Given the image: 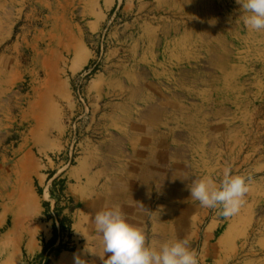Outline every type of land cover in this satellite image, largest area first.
<instances>
[{
  "label": "rangeland",
  "instance_id": "374dc122",
  "mask_svg": "<svg viewBox=\"0 0 264 264\" xmlns=\"http://www.w3.org/2000/svg\"><path fill=\"white\" fill-rule=\"evenodd\" d=\"M53 1L0 0V192L12 146L29 130L21 113L31 94L40 86L55 97L49 120L59 112L62 148L41 160L50 164L47 178L66 185L62 175L76 164L92 116L87 88L97 76H116L129 91L143 87L155 94L147 102L157 123L168 120L163 109L170 108L172 150L187 168L188 184L204 176L218 184L225 167L251 178L233 217L190 199L186 222L172 229L173 241L186 239L199 264H264V33L246 29L236 0H115L112 9L107 0H88L85 9L103 11L104 22L84 34L89 60L81 71L69 68L72 55L63 48H74V41L55 37L61 49L56 76L66 82L67 98L60 83L43 85L50 69L36 63L51 46L52 29L61 33L81 22L73 11L69 20L54 17ZM77 93L84 107L77 105ZM76 120V150L66 163L69 123Z\"/></svg>",
  "mask_w": 264,
  "mask_h": 264
},
{
  "label": "crops",
  "instance_id": "0c3cea01",
  "mask_svg": "<svg viewBox=\"0 0 264 264\" xmlns=\"http://www.w3.org/2000/svg\"><path fill=\"white\" fill-rule=\"evenodd\" d=\"M87 1H53L54 17L67 19L73 11L81 22L70 23L61 33L56 27L52 29L50 48L36 56L39 67L50 69L43 85L60 83L67 98V84L56 76L61 49L55 37L67 35L74 41V48H63L72 55L69 68L74 73L81 71L89 60L84 34H94L104 22L103 11L85 9ZM94 1L100 5V0ZM114 5L115 0H107V9ZM140 88L136 93L129 91L120 78L103 75L87 88L93 100L87 135L76 164L62 175L66 181L64 193L73 205L71 212L63 211L71 221L69 240L73 249L54 253L51 264H74L75 255L87 264H103L98 255L102 254V245L92 221L96 212L105 209L119 207L127 221L141 228L153 245L173 241V227L182 220L186 222L191 199L188 179H184L188 175L172 150L170 108L163 109L168 120L157 123L156 110L147 102L154 101L155 94ZM98 100L107 102L98 104ZM128 100L134 101L131 106ZM54 101L55 97L43 93L39 86L21 113V121L29 124V130L25 139L12 146L13 160L2 178L0 264H27L41 252L39 238L45 243L52 239V224L45 219L42 206L49 197L44 187L48 180L45 169L50 164L42 162L41 157L62 148L59 112L56 119L49 120L48 108H55ZM37 189L42 190L41 195ZM87 247L97 254L88 253ZM110 255L106 253L104 258Z\"/></svg>",
  "mask_w": 264,
  "mask_h": 264
},
{
  "label": "clouds",
  "instance_id": "9594fccd",
  "mask_svg": "<svg viewBox=\"0 0 264 264\" xmlns=\"http://www.w3.org/2000/svg\"><path fill=\"white\" fill-rule=\"evenodd\" d=\"M236 3L241 5L240 20L246 29L264 33V0H236ZM250 181V177L235 175L231 167H225L218 184L213 178L204 176L193 179L188 189L191 199L198 201L201 207H219L220 215L227 219L240 211L249 192ZM92 223L102 245V254L98 255L103 264H199L196 252L186 239L150 244L144 231L129 223L119 207L96 212ZM86 251L97 254L88 247ZM106 253L111 255L105 259ZM74 264L87 262L75 255Z\"/></svg>",
  "mask_w": 264,
  "mask_h": 264
},
{
  "label": "built area",
  "instance_id": "2783aa9c",
  "mask_svg": "<svg viewBox=\"0 0 264 264\" xmlns=\"http://www.w3.org/2000/svg\"><path fill=\"white\" fill-rule=\"evenodd\" d=\"M76 103L79 107H84V101L82 96L77 93L76 97ZM78 120V119H77ZM77 120L69 123V129L67 132V143L68 146L64 150L63 155L67 156V162L70 163L73 160V154L75 153L74 150H76V144L78 141V125ZM62 181L61 179L52 176L48 179L45 187H44V194L49 195L48 199L45 201L49 203L50 209L47 214V217L44 215L45 219L49 220L52 224V227L55 226V228L58 231L57 239L54 243V245L49 246L48 243H45L42 238H39V244L41 245V252L39 255H37L34 258L28 259L27 264H51L52 255L56 253L57 249L60 245L70 246V240H69V233L68 232H60V226H59V218L55 215V208L56 205L59 208H63V211L66 210V207L69 205V199L66 197V195L62 192H59V185L58 182ZM50 193H53V197L50 196ZM63 214V212H62Z\"/></svg>",
  "mask_w": 264,
  "mask_h": 264
},
{
  "label": "trees",
  "instance_id": "16d2710c",
  "mask_svg": "<svg viewBox=\"0 0 264 264\" xmlns=\"http://www.w3.org/2000/svg\"><path fill=\"white\" fill-rule=\"evenodd\" d=\"M50 177L52 176V174L49 175ZM59 185V192L60 193H64L65 192V185L63 181H59L58 182ZM37 192L39 195L42 194V190L41 189H37ZM65 194V193H64ZM50 196L53 197V193H50ZM68 198V197H67ZM69 199V198H68ZM42 206L44 208V215L47 217V214L49 212L50 209V205L47 202H43ZM66 209L71 212L73 210V205H72V201L69 199V205L66 207ZM63 212V208H59L56 205L55 208V215L59 218V226H60V232H68L69 233V239L71 237V221L70 218L64 214H62ZM48 218V217H47ZM57 234L58 231L55 228V226L52 227V239L48 242L49 246L54 245L56 239H57ZM73 248H71L70 246H65V245H60L59 248L56 250L57 252H61V251H71Z\"/></svg>",
  "mask_w": 264,
  "mask_h": 264
}]
</instances>
